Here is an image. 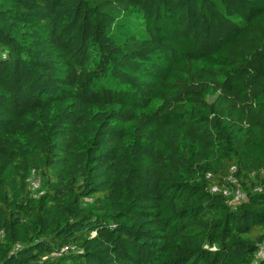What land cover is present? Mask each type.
<instances>
[{"label":"trees","instance_id":"trees-1","mask_svg":"<svg viewBox=\"0 0 264 264\" xmlns=\"http://www.w3.org/2000/svg\"><path fill=\"white\" fill-rule=\"evenodd\" d=\"M263 172L264 0H0V264H264Z\"/></svg>","mask_w":264,"mask_h":264},{"label":"built area","instance_id":"built-area-1","mask_svg":"<svg viewBox=\"0 0 264 264\" xmlns=\"http://www.w3.org/2000/svg\"><path fill=\"white\" fill-rule=\"evenodd\" d=\"M232 171H234V167H232ZM263 182L255 187H252L253 192H263L264 191V172L262 174ZM228 180L230 184L222 185V186H214L211 188V192L214 194H221L225 197H228L229 203L232 205L238 204L247 198V191L244 187L235 180V178L230 175ZM27 183L32 191V195L34 197L42 194L40 190V178L39 176L32 171L27 179ZM1 237V232H0ZM258 256L264 257V249L261 248L258 251Z\"/></svg>","mask_w":264,"mask_h":264},{"label":"rangeland","instance_id":"rangeland-1","mask_svg":"<svg viewBox=\"0 0 264 264\" xmlns=\"http://www.w3.org/2000/svg\"><path fill=\"white\" fill-rule=\"evenodd\" d=\"M194 151H196V150L194 149ZM208 162H210V161H208Z\"/></svg>","mask_w":264,"mask_h":264}]
</instances>
